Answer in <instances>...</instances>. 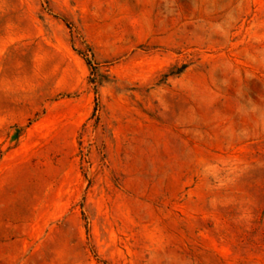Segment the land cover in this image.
I'll return each mask as SVG.
<instances>
[{"label":"rangeland","instance_id":"obj_1","mask_svg":"<svg viewBox=\"0 0 264 264\" xmlns=\"http://www.w3.org/2000/svg\"><path fill=\"white\" fill-rule=\"evenodd\" d=\"M0 264H264V0H0Z\"/></svg>","mask_w":264,"mask_h":264}]
</instances>
